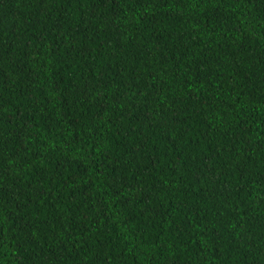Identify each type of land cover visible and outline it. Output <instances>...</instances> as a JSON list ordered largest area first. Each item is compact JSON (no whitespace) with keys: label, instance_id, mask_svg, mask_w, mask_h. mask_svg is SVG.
<instances>
[{"label":"trees","instance_id":"trees-1","mask_svg":"<svg viewBox=\"0 0 264 264\" xmlns=\"http://www.w3.org/2000/svg\"><path fill=\"white\" fill-rule=\"evenodd\" d=\"M0 264H264V0H0Z\"/></svg>","mask_w":264,"mask_h":264}]
</instances>
